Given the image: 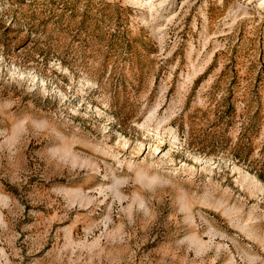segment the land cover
<instances>
[{"label": "rangeland", "instance_id": "374dc122", "mask_svg": "<svg viewBox=\"0 0 264 264\" xmlns=\"http://www.w3.org/2000/svg\"><path fill=\"white\" fill-rule=\"evenodd\" d=\"M0 264H264V0H0Z\"/></svg>", "mask_w": 264, "mask_h": 264}]
</instances>
